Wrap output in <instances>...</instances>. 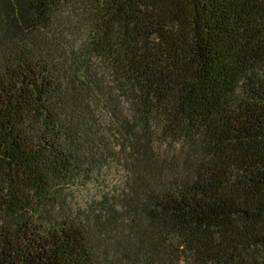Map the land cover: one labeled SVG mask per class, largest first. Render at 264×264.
Instances as JSON below:
<instances>
[{"label": "trees", "instance_id": "16d2710c", "mask_svg": "<svg viewBox=\"0 0 264 264\" xmlns=\"http://www.w3.org/2000/svg\"><path fill=\"white\" fill-rule=\"evenodd\" d=\"M0 264H264V0H0Z\"/></svg>", "mask_w": 264, "mask_h": 264}, {"label": "rangeland", "instance_id": "374dc122", "mask_svg": "<svg viewBox=\"0 0 264 264\" xmlns=\"http://www.w3.org/2000/svg\"><path fill=\"white\" fill-rule=\"evenodd\" d=\"M120 180V173L118 171H112L108 174L106 182L100 186L96 184H88L84 186H76L73 189L72 200L76 205H85L95 197V195L101 191L102 188L118 186Z\"/></svg>", "mask_w": 264, "mask_h": 264}]
</instances>
